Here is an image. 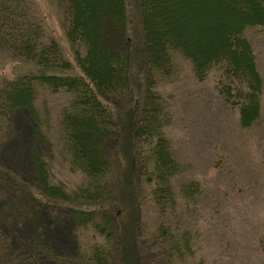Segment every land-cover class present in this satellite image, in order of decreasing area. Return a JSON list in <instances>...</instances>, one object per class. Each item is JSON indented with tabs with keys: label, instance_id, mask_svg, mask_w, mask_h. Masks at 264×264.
I'll return each instance as SVG.
<instances>
[{
	"label": "trees",
	"instance_id": "obj_1",
	"mask_svg": "<svg viewBox=\"0 0 264 264\" xmlns=\"http://www.w3.org/2000/svg\"><path fill=\"white\" fill-rule=\"evenodd\" d=\"M57 3L82 75L57 73L70 69L71 63L64 59L58 42L45 35L33 0H0V57L36 68L35 73L12 78L0 75V151L13 134L16 114L20 110L36 113L40 87L66 90L73 98L62 114V140L70 169L82 173L85 183L71 193L63 185L52 184L49 164L40 155L30 161L33 184L28 183L29 177L22 176L21 181L0 167V264H125L126 244L110 198L113 145L122 130L106 98L136 89L131 68L133 47L138 46L147 72L142 88L133 96L131 113L138 184L140 188L143 183L151 185L156 206L166 211L173 203L172 180L180 166L164 133L171 116L167 103L154 90L152 74L162 72L172 55L179 53L192 63L198 80L205 81L215 72L222 99L239 107L241 126L254 125L261 117L264 80L245 35L264 26V0ZM191 187L182 185L181 190L189 193ZM39 211H46L47 223H39ZM63 218L73 228L90 226L105 242L95 243L85 253L60 252L50 236ZM158 233L164 237L167 229L159 227ZM158 248L164 253L162 245ZM172 252L179 254L176 246ZM140 257L145 264L142 252Z\"/></svg>",
	"mask_w": 264,
	"mask_h": 264
},
{
	"label": "rangeland",
	"instance_id": "obj_2",
	"mask_svg": "<svg viewBox=\"0 0 264 264\" xmlns=\"http://www.w3.org/2000/svg\"><path fill=\"white\" fill-rule=\"evenodd\" d=\"M129 1L136 4V0ZM33 2L43 20L45 35L58 42L64 59L71 63L70 69L57 73L82 75L65 34L64 13L57 0ZM136 24L139 26V21ZM245 36L251 41L264 80V26L247 30ZM133 48L131 75L135 77L136 89L113 93L115 96L105 100L113 107L122 130L113 145L110 198L126 244L125 264H141V252L145 264H264V84L261 117L254 125L243 127L239 107L222 99L215 72L200 81L192 63L174 53L162 72L152 74L154 90L167 103L171 116L164 133L180 166L172 180L173 203L162 211L152 199L153 187L143 183L140 188L138 184L133 145L135 118L131 113L133 96L142 88L147 72L138 46ZM35 71L30 64L0 57V75L5 77ZM37 98L35 114L26 110L16 114L13 134L0 151V167L18 179L29 177L28 183L33 184L30 161L40 155L49 164L51 183L63 185L68 193L74 192L85 183V176L70 169L60 128L72 94L40 87ZM182 185H192L193 190L182 192ZM39 212V223H47L46 211ZM65 220H60L63 223L59 222L50 236L60 252L85 253L95 243L105 242L90 226L76 224L73 228ZM159 227L167 229L166 236L156 235ZM160 245L164 253L158 248ZM175 246L179 254L170 253Z\"/></svg>",
	"mask_w": 264,
	"mask_h": 264
}]
</instances>
